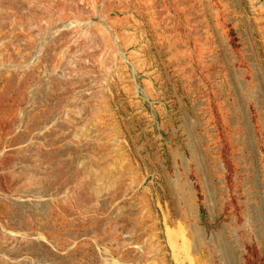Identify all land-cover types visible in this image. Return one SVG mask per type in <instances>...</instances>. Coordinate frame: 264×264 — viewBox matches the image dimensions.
Segmentation results:
<instances>
[{"label": "rangeland", "instance_id": "1", "mask_svg": "<svg viewBox=\"0 0 264 264\" xmlns=\"http://www.w3.org/2000/svg\"><path fill=\"white\" fill-rule=\"evenodd\" d=\"M0 264H264V0H0Z\"/></svg>", "mask_w": 264, "mask_h": 264}, {"label": "bare ground", "instance_id": "2", "mask_svg": "<svg viewBox=\"0 0 264 264\" xmlns=\"http://www.w3.org/2000/svg\"><path fill=\"white\" fill-rule=\"evenodd\" d=\"M96 191L99 192L100 191V188H96Z\"/></svg>", "mask_w": 264, "mask_h": 264}]
</instances>
